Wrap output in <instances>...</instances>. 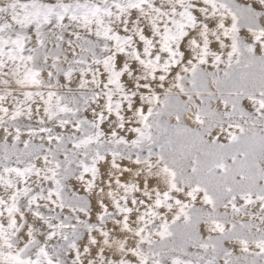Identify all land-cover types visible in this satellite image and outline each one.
Returning <instances> with one entry per match:
<instances>
[{
  "label": "snow or ice",
  "instance_id": "snow-or-ice-1",
  "mask_svg": "<svg viewBox=\"0 0 264 264\" xmlns=\"http://www.w3.org/2000/svg\"><path fill=\"white\" fill-rule=\"evenodd\" d=\"M0 264H264V0H0Z\"/></svg>",
  "mask_w": 264,
  "mask_h": 264
}]
</instances>
